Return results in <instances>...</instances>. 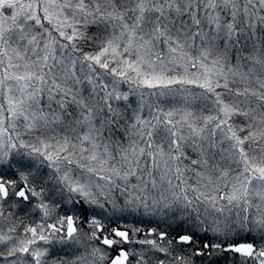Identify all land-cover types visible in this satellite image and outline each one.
<instances>
[{
  "label": "snow or ice",
  "instance_id": "1",
  "mask_svg": "<svg viewBox=\"0 0 264 264\" xmlns=\"http://www.w3.org/2000/svg\"><path fill=\"white\" fill-rule=\"evenodd\" d=\"M0 264H264V0H0Z\"/></svg>",
  "mask_w": 264,
  "mask_h": 264
}]
</instances>
